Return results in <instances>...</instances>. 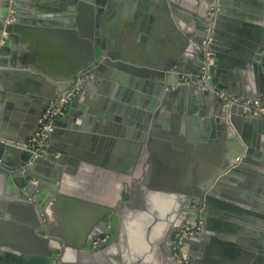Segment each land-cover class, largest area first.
I'll use <instances>...</instances> for the list:
<instances>
[{
	"label": "water",
	"instance_id": "obj_1",
	"mask_svg": "<svg viewBox=\"0 0 264 264\" xmlns=\"http://www.w3.org/2000/svg\"><path fill=\"white\" fill-rule=\"evenodd\" d=\"M99 1L0 0V95L26 107L7 108L5 118L32 114L31 133L18 139L0 125V264H179L173 235L185 225L199 227L183 245L190 264H241L245 254L264 264V163L255 157L264 115L226 109L195 83L206 69L212 86L236 98L264 97V31L252 11L264 0L219 2L211 64L203 48L209 0H103V9ZM225 25L255 36L246 48L229 34L224 43ZM33 36L49 41H32L27 58L46 67L52 60L54 75L6 70L24 61L19 43ZM248 69L255 77L246 81ZM79 80L44 152L34 153L39 119ZM237 109L255 132L250 140L237 129L247 156L240 160L245 148L235 136L211 160L210 139L227 137ZM8 212L25 225L5 238Z\"/></svg>",
	"mask_w": 264,
	"mask_h": 264
},
{
	"label": "crops",
	"instance_id": "obj_2",
	"mask_svg": "<svg viewBox=\"0 0 264 264\" xmlns=\"http://www.w3.org/2000/svg\"><path fill=\"white\" fill-rule=\"evenodd\" d=\"M235 1V0H234ZM243 1V0H242ZM260 1H262V0H260ZM262 3V2H261ZM252 4H254V3H252ZM234 5V6H233ZM232 5V7H233V10L232 11H236V8H239L240 6H242V5H237V4H233ZM236 7V8H235ZM261 9V8H260ZM253 12H254V14H256L257 15V18H260V19H258V21L259 22H261V23H258V27L259 28H261L262 29V31H264V9H261V11L259 10V11H257V10H255V8H254V10H252ZM235 13V12H234ZM223 23H226V21H223ZM125 29H127V28H125ZM231 29V28H230ZM261 29H258L260 32H261ZM221 31L223 32V34H226V35H223V36H221V40H222V42H224V43H226V42H229L230 40L227 38V35L229 34L231 37H233V38H238V41L239 42H236V44L235 43H233V45L234 46H236V47H239V48H246V45H248V44H250L251 43V41L250 40H252V36H255V35H252V34H250V36H249V38H247V36L243 33V32H241V33H238V34H235V33H233V34H231V31L229 32V27L227 26V25H225V28H223V29H221ZM254 34V33H253ZM252 35V36H251ZM242 36V37H241ZM24 38V37H23ZM33 38L34 39H32V38H30V37H28V38H26L25 37V39H23L24 40V44L22 43V42H20L19 43V45L21 46V45H24L23 47H25V50L26 51H24L23 53L25 54V56L22 58L24 61H21V59L18 57V59H17V61H16V66L15 67H8V68H6V70H9V71H16V72H20V73H37L36 71H38L39 69L41 70L38 74H43L42 73V71L44 72V70L48 73V74H52V75H54L56 72H54V71H56V70H58V69H60V68H57V67H55V66H52V65H49L51 62H52V60H50L49 62H47V67L44 65V64H39L38 62V60H36V63H33V62H31V59L29 60V58H27V56L28 55H32V54H34V52L32 51V50H30V48H31V43H32V41H33V45L34 44H36V42L37 41H39V43H41V44H43L44 43V41H41L40 39H42V40H47V41H49L48 39H44V38H40L39 36L37 37V38H35L34 36H33ZM242 39V41L240 42V40L239 39ZM259 38L260 39H262L263 41H264V39H263V36H262V33H260V35H259ZM232 42V41H231ZM65 48H70V43H68V41H65ZM27 47H28V49H27ZM250 47H247V49H249ZM19 50H21V49H19ZM262 56L264 57V52H263V54H262ZM66 57H67V54H66ZM50 58V57H49ZM52 58V57H51ZM64 61V60H63ZM258 66L259 67H261L259 64H258ZM62 67H64V65L62 66ZM67 67V66H66ZM259 70V69H258ZM248 72H249V75H246V76H248V78L246 79V81H249L250 79H252V78H254L255 77V71L254 70H251L250 71V69H248V70H246L244 73L245 74H248ZM244 76V75H243ZM14 82L15 81H13L12 80V84H14ZM13 86V85H12ZM14 87V86H13ZM234 84L231 86V90H232V92H233V89H234ZM3 91V90H2ZM15 91V90H14ZM3 93H4V91H3ZM10 94H12L13 96L14 95H17L16 94V92L14 93V92H9ZM16 99H12V100H6V98H5V96H2V95H0V125H2V124H6V125H8V128L10 129L11 127H12V132L14 133L12 136H14L16 139H18V135L20 134V133H25V134H30L31 133V130H30V128H29V125H28V117L29 116H32V114H30L29 112H23V117L19 120V119H16V118H14L12 115L11 116H8L9 117V119H6L5 118V116L7 115L6 113H5V110L7 109V108H9L10 110H12L13 109V113L15 112V113H17L19 110H22V109H24V108H26L25 107V105L24 106H22L21 104H20V102L23 100L21 97H19V96H17V97H15ZM23 102V101H22ZM210 104V100L208 101V105ZM207 105V106H208ZM208 108H209V110H210V108H211V106L209 107L208 106ZM10 113L12 112V111H9ZM235 118H236V126L235 125H232L231 126V131L227 134V137H225L224 138V140H222V138L221 139H219L218 137L217 138H213V140L212 139H210L211 141H210V145H209V150L207 151V153L206 154H208L209 156H210V158H211V160H212V158H214L215 157V154H218V150H220L221 149V147H223V148H225V149H228V147L230 148V146H232V145H234V142H232V140H234V137L235 136H238V138L240 139V143L244 146V148H245V152L241 155V157H239L240 158V160H241V158L243 159L244 157H246L247 156V149H248V146H246L244 143H243V140L241 139V137H240V135L238 134V130L237 129H239V130H241V132H243V134L247 137V138H250V140L251 139H253L252 137L254 136L253 134L255 133L251 128H248L247 127V125H246V122H245V120H244V118L241 116V114H239L238 112L237 113H235ZM221 122L222 123H225L226 122V120L224 119V118H222L221 119ZM14 130V131H13ZM9 133V132H8ZM10 134V133H9ZM226 139V140H225ZM253 141V140H252ZM264 141V137L262 136V140H261V142H263ZM217 152V153H216ZM255 153H257L256 154V160H258L260 163L262 162V163H264V156H263V154H264V149H263V151L261 150H256L255 151ZM258 157V158H257ZM237 163V162H236ZM259 164H257V163H254V167H257ZM260 166V165H259ZM261 168H263V166H261ZM243 180H246V179H243ZM242 186L244 187V189H248V188H251V187H254L253 185H251L250 183H248V182H244L243 184H242ZM6 201H9V202H12L13 200L11 199V198H9V197H6V198H4ZM243 205V204H242ZM1 220H3V226H2V229H1V232L3 233V236L6 238H8V237H13V235L14 234H20L21 232H20V230H18V228H17V226L19 227V226H24L25 225V219H23V218H21V216H18V215H16V216H14V215H10V213L8 212V214H7V216L5 217V218H3V219H1ZM259 228V227H258ZM262 230V227H260L259 228V231H261ZM264 230V229H263ZM15 235V236H16ZM257 236H260V235H257ZM6 240V239H5ZM261 245H263V242L261 243ZM8 247H10V246H8ZM7 248V247H6ZM7 249H9V248H7ZM243 251V253L245 254L247 251H245V250H242ZM8 252H11V250L10 251H8ZM250 252H247V254H249ZM14 254H16V253H14ZM245 257H247V255L245 254V256H244V258ZM255 257V256H254ZM243 258V260L241 261V264H252V262H250V261H247L246 259H244ZM246 260V261H245ZM253 264H255V263H253Z\"/></svg>",
	"mask_w": 264,
	"mask_h": 264
},
{
	"label": "built area",
	"instance_id": "obj_3",
	"mask_svg": "<svg viewBox=\"0 0 264 264\" xmlns=\"http://www.w3.org/2000/svg\"><path fill=\"white\" fill-rule=\"evenodd\" d=\"M221 0H211V8L209 12V19L211 22L207 28L206 39L203 44L205 58L208 64H211V60L208 58L209 53L207 52V47L211 43V36L214 33V22L217 14L219 13V2ZM15 20V13L12 9L10 11L9 18L7 19V24H12ZM204 74L202 76H196V85H199L202 92H214L215 98L223 104L226 109H231L237 107L241 110L243 115L247 116H258L264 115V97L257 99L254 102L243 101L240 98L232 96L225 88L214 87L210 84V77L204 69ZM83 80H79L77 86L74 87L66 95L59 98L57 101L53 102L50 107H48L43 113L42 117L39 119V130L35 137L30 140V150L34 153L42 154L44 152L45 144L48 141V134L53 131L55 119L63 116L68 105L75 99L79 93V86L83 84ZM237 109V112H239ZM199 232V227L186 226L178 233L174 238L177 242V252L179 254L176 257L179 264H189L188 257L183 256L181 248L184 242L194 236ZM100 243V242H99ZM181 247V248H180ZM182 254V256L180 255Z\"/></svg>",
	"mask_w": 264,
	"mask_h": 264
},
{
	"label": "flooded vegetation",
	"instance_id": "obj_4",
	"mask_svg": "<svg viewBox=\"0 0 264 264\" xmlns=\"http://www.w3.org/2000/svg\"><path fill=\"white\" fill-rule=\"evenodd\" d=\"M99 3H100V4H98V7H97V8H99V9H100V8H101V9H103V8H108V5H107V4H106L107 6L103 4V3H104L103 0L99 1ZM210 4H211V0H209V6H210ZM34 5H35V4H34ZM13 10H14V9H13ZM14 13H15V11H14ZM205 26H208L207 23H205ZM206 33H207V32H206ZM203 44H204V42H203ZM197 76H198V75H197ZM184 81H185V80H184ZM194 208H195V207H194ZM186 226H189V225H185V227H186ZM193 226H194V225H193ZM180 230H182V229H179V228H178L177 230H175L176 232H175V234L173 235V239L175 238L176 233H178ZM106 239H108V238H106V237H102V238L99 239V242L101 243V242H103V241L106 240ZM186 241H187V240H186ZM186 241H185V243H186ZM185 243H184V244H185ZM184 244H183V245H184ZM183 245H182V248H181V247H180V248H181V251H182L183 256H186L185 251L187 250V249H186L187 246H183ZM173 252H174V256H175V258L179 256V254H178L179 251L177 252L176 246L173 247ZM177 255H178V256H177ZM188 260H189V258H188ZM189 264H190V261H189Z\"/></svg>",
	"mask_w": 264,
	"mask_h": 264
},
{
	"label": "rangeland",
	"instance_id": "obj_5",
	"mask_svg": "<svg viewBox=\"0 0 264 264\" xmlns=\"http://www.w3.org/2000/svg\"><path fill=\"white\" fill-rule=\"evenodd\" d=\"M174 253V252H173Z\"/></svg>",
	"mask_w": 264,
	"mask_h": 264
}]
</instances>
